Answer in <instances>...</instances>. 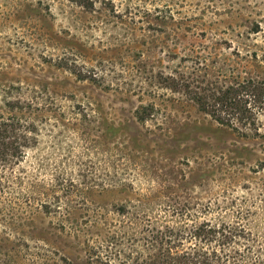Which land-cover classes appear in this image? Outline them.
I'll return each mask as SVG.
<instances>
[{"label": "rangeland", "instance_id": "rangeland-1", "mask_svg": "<svg viewBox=\"0 0 264 264\" xmlns=\"http://www.w3.org/2000/svg\"><path fill=\"white\" fill-rule=\"evenodd\" d=\"M90 1L0 0V112L37 139L14 187L38 197L0 199V264H264V105L256 132L162 82H264V0Z\"/></svg>", "mask_w": 264, "mask_h": 264}, {"label": "trees", "instance_id": "trees-1", "mask_svg": "<svg viewBox=\"0 0 264 264\" xmlns=\"http://www.w3.org/2000/svg\"><path fill=\"white\" fill-rule=\"evenodd\" d=\"M75 1L85 6L92 4L90 0ZM196 68L193 67L195 70ZM195 70L175 69L170 75H166L162 82L165 81L166 86L172 89L183 90L201 110L209 113L219 123L232 126L234 122H239L257 132L259 121L256 107L264 105V82L247 80L226 87L212 85L210 88H205L201 85L202 80L198 78L199 75ZM163 74V72L159 73L160 79L163 78ZM7 102L11 108L19 106V101ZM149 108L152 109V106H144L137 111L139 120L143 121L151 116V110L146 113ZM16 119L12 114L0 112V199H38L32 190L23 191L14 187L28 183L25 170L17 174L15 166L25 157L24 149L37 140L35 135H29L30 126L19 130ZM186 255L191 264H214L206 253L195 252L194 255ZM141 264L158 263L143 261ZM219 264H223L222 261Z\"/></svg>", "mask_w": 264, "mask_h": 264}]
</instances>
